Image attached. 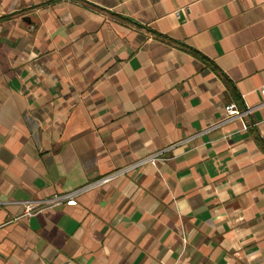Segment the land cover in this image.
<instances>
[{
    "label": "crops",
    "instance_id": "0c3cea01",
    "mask_svg": "<svg viewBox=\"0 0 264 264\" xmlns=\"http://www.w3.org/2000/svg\"><path fill=\"white\" fill-rule=\"evenodd\" d=\"M263 84L264 0H0V264H264Z\"/></svg>",
    "mask_w": 264,
    "mask_h": 264
},
{
    "label": "built area",
    "instance_id": "2783aa9c",
    "mask_svg": "<svg viewBox=\"0 0 264 264\" xmlns=\"http://www.w3.org/2000/svg\"><path fill=\"white\" fill-rule=\"evenodd\" d=\"M259 91H260L262 100L264 102V84L260 87ZM251 112H252V108L250 107L239 108L234 101H231L224 105V113H225L224 121H229L235 118L241 119V118L248 116ZM247 127L248 125L244 123L243 128L246 129ZM207 129L208 128H205L202 131H205ZM162 152L163 151H156L154 153L141 157L133 162L122 165L104 175H101L100 177L96 179L88 181L83 186L77 189H74L72 191L65 192L62 194H54L52 196L45 197L43 199L26 201L22 203L23 213L25 215H32L33 213L41 211L42 209H45L47 207L61 205L64 202H71L81 193H84L92 188H95L101 184H104L114 178L124 176L130 171L135 170L136 168H139L145 163L155 164L156 160L159 159Z\"/></svg>",
    "mask_w": 264,
    "mask_h": 264
},
{
    "label": "trees",
    "instance_id": "16d2710c",
    "mask_svg": "<svg viewBox=\"0 0 264 264\" xmlns=\"http://www.w3.org/2000/svg\"><path fill=\"white\" fill-rule=\"evenodd\" d=\"M160 39H163L165 41L168 42H172L175 43L176 45H179L180 47L186 49L189 53L197 56L198 58H200L201 60H203L204 62L208 63L212 69L221 77L223 83L225 84V86L230 90L233 99L236 101V103L240 106V101L239 99L236 98L235 93H234V86L232 85V83H230L229 79L226 77V75L213 63H211V61H209V59L207 57H205L204 55H202V53H200L199 51L193 49L190 46H186L183 43H180L178 41H172L170 38H168L165 35L162 34H156ZM241 107V106H240ZM260 147L264 150V141L260 140Z\"/></svg>",
    "mask_w": 264,
    "mask_h": 264
},
{
    "label": "water",
    "instance_id": "95a60500",
    "mask_svg": "<svg viewBox=\"0 0 264 264\" xmlns=\"http://www.w3.org/2000/svg\"><path fill=\"white\" fill-rule=\"evenodd\" d=\"M24 20H28V17H24Z\"/></svg>",
    "mask_w": 264,
    "mask_h": 264
}]
</instances>
